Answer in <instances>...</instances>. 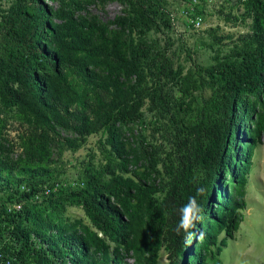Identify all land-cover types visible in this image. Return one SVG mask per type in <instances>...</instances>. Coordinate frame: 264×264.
I'll use <instances>...</instances> for the list:
<instances>
[{"label": "trees", "instance_id": "obj_1", "mask_svg": "<svg viewBox=\"0 0 264 264\" xmlns=\"http://www.w3.org/2000/svg\"><path fill=\"white\" fill-rule=\"evenodd\" d=\"M48 1L57 6L0 9V263L158 264L164 250L168 264H221L264 144V0L240 44L208 66L190 58L187 70L169 41H153L169 28L158 0H105L123 7L107 21L89 10L95 0ZM12 110L26 126L14 163L3 157L1 116ZM61 129L77 136L63 139L73 149L101 135L105 159L70 190L44 166ZM190 197L203 211L188 242L175 229Z\"/></svg>", "mask_w": 264, "mask_h": 264}, {"label": "rangeland", "instance_id": "obj_2", "mask_svg": "<svg viewBox=\"0 0 264 264\" xmlns=\"http://www.w3.org/2000/svg\"><path fill=\"white\" fill-rule=\"evenodd\" d=\"M190 1V2H189ZM158 0L164 20L169 28L153 31V41L165 46L169 41V56L175 67L184 70L190 67V58L197 63L208 66L217 52H226L240 44V37L253 31V14L250 7L259 0ZM48 6L56 3L44 0ZM5 0H0V9L6 8ZM118 2L95 0L89 6L91 13L102 21L113 19L122 13ZM264 16V13H263ZM200 18V23L196 22ZM264 22V19H263ZM145 111V108H144ZM16 110L1 114L5 120L2 135L5 161L14 163L23 160V132L26 126L22 123ZM47 145L49 158L44 166L52 172L54 180L64 190H70L81 183L80 177L88 166L101 168L105 159L101 153V135L94 134L83 140L78 139L79 147L69 148L64 138H77L76 135L57 130ZM253 166L246 188V208L244 219L233 239L226 241L219 256L221 264H264V144L254 151ZM54 181V182H55ZM55 182V183H56ZM15 205L9 204V208ZM66 215L72 219L85 218L83 210L77 206H68ZM126 264H134L127 259ZM158 264H168L167 253L161 250Z\"/></svg>", "mask_w": 264, "mask_h": 264}, {"label": "clouds", "instance_id": "obj_3", "mask_svg": "<svg viewBox=\"0 0 264 264\" xmlns=\"http://www.w3.org/2000/svg\"><path fill=\"white\" fill-rule=\"evenodd\" d=\"M203 193V188L198 189V194L203 195ZM202 211L203 209L197 203L195 197H190L189 202L180 209V221L175 231L177 234H179L180 230L182 229L185 233H187L186 240L188 242H190L196 235L195 232H191L189 230L196 228L197 222L202 219V216L200 215Z\"/></svg>", "mask_w": 264, "mask_h": 264}, {"label": "built area", "instance_id": "obj_4", "mask_svg": "<svg viewBox=\"0 0 264 264\" xmlns=\"http://www.w3.org/2000/svg\"><path fill=\"white\" fill-rule=\"evenodd\" d=\"M196 22L200 23V18H197ZM55 187H57V185H56ZM54 189H56V188H54ZM48 192H49V191H48ZM19 207H20L19 205H16V206H14L13 208H11V207L9 208V207H8V212H11L13 209H17V210H18ZM1 259H2V254L0 253V260H1ZM0 264H11V263H10V261H5V262L2 261Z\"/></svg>", "mask_w": 264, "mask_h": 264}]
</instances>
